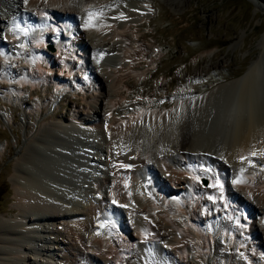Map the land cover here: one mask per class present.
Here are the masks:
<instances>
[{
    "label": "bare ground",
    "instance_id": "obj_1",
    "mask_svg": "<svg viewBox=\"0 0 264 264\" xmlns=\"http://www.w3.org/2000/svg\"><path fill=\"white\" fill-rule=\"evenodd\" d=\"M149 2L151 1L0 0V9L6 10L5 14L0 13V70L4 74L3 78L9 80L6 71L7 61L17 62L16 60L20 59V55L27 50L25 42L29 36L34 38V47L40 48L38 53H34V49L31 48L32 56L35 58H28L26 62L30 64V67H32L33 61L36 62L42 73L51 72L52 68L43 59L47 58V54H44L40 49H43L46 44L48 32L54 34V32H50L49 28L56 32L61 28L58 27V23L51 27L48 16H52L57 21L61 20L63 24L64 20L68 18L71 26L68 27L70 29L66 34L69 35L73 30L72 26H75L74 39L66 35L64 38L62 32L63 39L56 40L54 43L58 52H65L66 57L72 56L78 60L81 58L78 55V50L75 49L76 46L89 52L88 56H86V51L83 52L84 72L89 71L92 77L99 81L103 92L97 96L96 105L90 102L88 113L105 122L104 125L100 121L98 126H93L95 129H92V132L96 131L102 139L108 140L109 150L112 149V152L110 150L111 157L113 159L118 157L120 162L119 165L111 168L115 177L111 178L109 169L106 171V180H112V192L116 200L118 203L125 204L126 212L135 221L136 232L129 231V235L135 240L134 243H136V239L144 240L146 230L143 228H146L148 231H152L157 239L165 237L172 241L171 244L168 243V247H163V252L170 260L169 263H165L164 257L161 260L157 254L160 247L149 246L146 243L140 244L138 249L123 245V249L131 255V258L124 260L128 264H184L179 254L184 258L187 257L189 244L198 246V243L184 241L185 239L180 240L175 230H180L185 235H190L191 231L180 224L181 222L174 215L177 213L182 216L183 213H188L192 209L194 216H189L187 221L194 227L199 226L202 221V216H199L197 212L199 207L205 206L209 209L212 203L216 204V201L220 200V197H224L230 206L232 198L239 197L240 192L246 196L237 200L241 207L248 208L247 214L244 215L251 218H256L259 215L263 219L261 231L255 227L256 222H253L251 229L255 228V233H253L250 245L259 254L262 252L264 255V239L261 238V234L264 237V181L259 182L262 177L264 178V55L253 61L247 72L238 80L221 87L222 90L210 93L191 103L173 105L164 112L155 109L166 107L165 102H143L140 110L132 111L120 122L113 116L124 112L125 100L133 95L131 73L145 65V58L140 56L143 46L137 44L140 36L134 37L130 31L135 27L139 30L143 26L142 23H135L149 14L145 8ZM4 18L10 22L21 19L24 21L23 24L27 19L31 25L39 27L28 33L22 32L25 34L18 37L17 25L6 24ZM41 23H44L42 27H40ZM4 24L6 27H3ZM147 35V33H143L141 37ZM261 45H264V40ZM91 52L94 53L95 60L98 61V64H95L98 65V71L90 60ZM114 53L121 56L123 60L122 64L117 67H112L105 62L107 56ZM62 62L66 73L71 75L72 66L64 59ZM45 63L49 67L47 70L44 69ZM67 77L69 78V76ZM27 82L29 81L26 77L20 81L23 87L27 86ZM30 83L33 87L31 93H37V89L34 88L35 83L32 81ZM120 84L125 88L120 87ZM107 88L108 93L106 92ZM110 93L112 96L121 98H109ZM74 103L80 104L79 98ZM216 107L219 109L215 112L214 108ZM101 109L104 110L102 115H100ZM94 117L79 116V120L81 123L89 124L94 122ZM185 119L186 121L189 119V122H186ZM190 119L195 121L190 122ZM52 126L42 124L35 126L34 133L36 135L33 138L29 137L32 142L22 152L18 165L14 168L15 172L11 179L16 209L19 213L18 218L12 221L0 219V264H26L23 262L24 260L28 262L32 260H30L31 256L26 257L25 249L30 247L35 255L41 254V252L50 253L57 248L56 245L59 246V250L64 243L71 244L69 237L75 241L76 247L73 245L69 247L70 251L74 250L75 253L71 258L69 257L70 251H68L69 254L62 251L60 259L64 264H109V262L115 261L119 255V250L115 247L116 241H120L115 237H110L109 224L105 225L102 234H96L94 220L98 216H106L104 209L108 211L107 213H111L110 216H113L116 207L112 203H108V200L106 202V195L103 196L102 202H99L100 204L96 206V209L94 208V211L91 210L93 208L78 202L76 194L79 191L75 188L71 189L70 186L75 185L76 170L79 169V166L86 164V161H80L75 148L79 147L82 151L87 150L88 147L85 145L88 144L82 143L85 140L80 137L82 133L80 127L75 125L63 127L58 124ZM52 129L63 133L62 141L47 138ZM68 132L71 133V136L76 134L81 138L78 144L75 142L77 139L73 140L72 137L71 139L65 136ZM85 133L91 134V131L85 130ZM174 138H176L175 144L173 143ZM164 140L171 142L164 144ZM152 141L155 148L147 151L145 147ZM47 143L52 145L49 146V149L52 150V159L54 160H47L48 163L44 166V170L42 168V171L41 167H38L37 160L39 158L34 151ZM96 146L101 150L100 142H96ZM132 147H138L139 151L145 153V157L139 160L134 156L135 154L131 153ZM146 152H148L147 155ZM173 152H177V155L182 158V160L176 159L178 164L186 163V170L173 168L169 165L167 161L171 159L174 162L175 159V156L169 155ZM152 153L165 175L168 176V180L171 181V184H168L164 176L159 173L155 175V188L163 195H169L170 198L166 199V203L163 205L155 196L156 194L146 197L142 192L143 176L141 172L143 171L138 169L136 172H131L125 164L127 161H132L135 166L140 165L142 169L154 171V162L148 157ZM196 160L201 164L202 162L206 163L205 168L203 165L202 167L190 166V162ZM61 161L66 165L62 166L63 168L60 167ZM81 162L83 163L81 164ZM129 177L131 178L128 179ZM229 177L234 179L232 184ZM216 178L220 179L223 185L221 190L203 187L204 181L210 180L214 183ZM151 186L154 191L153 183ZM75 187L78 185L76 184ZM181 189L184 192H181ZM197 200L199 202H196ZM211 212L210 226L213 227V223L217 222L220 217L219 211L212 210ZM76 215H84V217H75ZM144 215L147 218H144ZM110 216L108 215V217ZM66 218L69 221H60ZM39 222L43 223L38 224ZM119 223L123 230L128 231L129 226L125 219L119 220ZM197 229L198 234L206 238V242L217 244L215 234L206 237L200 228ZM171 230L174 236L169 238ZM224 232H228L226 228ZM228 234L236 236L233 232H228ZM229 235H227L228 241L232 239V236ZM190 236L192 239L195 238L194 234ZM35 240H41L42 243L49 242L51 245H38ZM78 244L81 246L78 247ZM88 249H92L94 253H90L87 251ZM240 250L248 251L243 243ZM256 256H253L255 260ZM253 257L250 256V253L247 254L248 259L253 260ZM33 262L50 264L46 260H33Z\"/></svg>",
    "mask_w": 264,
    "mask_h": 264
},
{
    "label": "rangeland",
    "instance_id": "obj_2",
    "mask_svg": "<svg viewBox=\"0 0 264 264\" xmlns=\"http://www.w3.org/2000/svg\"><path fill=\"white\" fill-rule=\"evenodd\" d=\"M150 1L151 2L145 7L149 14L144 19L136 21L135 23H142L143 26L141 29L138 30L135 27L130 31L132 36H140V40L137 44L143 46L140 56L145 58V65L131 73L133 95L125 100V103L123 104L124 107L122 106L124 112L114 114L113 116L114 118L119 119L120 122L122 119L129 116L132 111L140 110L141 103L143 102H165L166 107H157L155 109L164 112L173 105L185 102L191 103L194 100L204 98L210 93L222 90L221 87L238 80L247 72L249 65L253 61L258 60L260 56L264 55V45H261L262 40H264V0ZM0 13L5 14L6 10H4V8L0 9ZM4 19L6 24L10 23V20H7L6 18ZM54 19L55 18L52 16H48L49 25L52 27L58 23V27L61 28V20L55 22ZM26 22L23 24L24 27L17 25L18 30L16 31L18 37L30 31H34V28L38 29L39 27L37 25L34 27L29 21H27V19ZM6 24H4L3 27H6ZM27 25H30L29 29L24 30ZM41 25H43V23L40 24V27ZM72 27V31L75 32V26ZM49 30H51L50 32H54V34L48 32L49 35H47L46 44L43 49H40V51L47 54V58L43 59L46 60L48 66L52 68L51 72L45 71L42 73V71L38 69L36 62L33 61L32 67L26 62L28 58H35L32 56L31 48L34 49V53H38L40 48L34 47V38H30V36L25 42V44H27V50L20 55V59L16 60L17 62H12L11 60L7 61L6 71L9 80L3 78L4 74L2 73V70H0V219L12 221L13 219L18 218L19 212L16 209V199L14 197V188L11 178L13 177L15 172L14 168L18 165L22 152L25 148L30 146V143L32 142L29 137L31 136L33 138L36 135L34 133L35 126L38 124L51 127H53L52 125L57 124L63 127L65 125H75L82 130L80 137H83V140L86 142H90H82L88 144L87 146L85 145V147H88L86 148L87 150L82 151L79 147L78 149L75 148L80 161L85 160L86 164L79 166V169L77 170L75 169L77 171L74 175L76 177L75 185L77 184L79 189L78 187H75V185H71L70 187L71 189L75 188V190L79 191V193L76 194L78 202L82 205L89 206V208H93L91 209L93 211L96 209V206L102 202L103 196L105 195L107 198L106 202L108 200V203H112L116 207L113 216H110L111 213H107V210V212H105L107 217L108 215L110 216L108 217L109 222L107 221V224L110 225V237H115L120 241H116L117 245L115 247L119 250V255L115 261H111L109 264H128L124 259L131 258V255L123 249V245L133 246L138 249L139 245L144 243L149 244V246L160 247L158 248L159 255L164 257L163 260L166 261L165 263H169L170 260L163 252V247H168V243L170 242L171 244L172 242L171 240H167L165 237L157 239L152 231L143 228L146 230L144 233L145 239L140 240L134 238L136 239V243H134L135 240L131 238L129 231L133 233L136 232V226L134 225L135 221L132 220V217L126 212L125 204L118 203L116 200V197L112 192V180H106V171L109 169L111 178L115 177L116 175L111 171V168L116 167L120 162L118 157H116V159L111 157L112 149H110V152L107 144L108 140L102 139L96 131L95 133L92 132V129H95L93 126H98L100 121L103 122V125L105 124L101 118L98 120L97 117H94V115L91 116V114L88 113L90 109L89 105L91 103L96 105L95 100L103 90H101L99 81L95 80L89 72L86 71L89 74L88 76L84 74L86 72H84L85 62L83 52L86 50L79 46L75 47V49L78 50V55L81 57L79 60L72 56L66 57L65 52H58L56 44L54 43L56 40L61 41L63 37H54L56 30L50 28ZM22 32L25 33L22 34ZM56 33L61 32L59 30ZM63 33L64 38L65 35L69 36L66 34L65 30ZM143 33H147L148 35L141 37ZM72 38L74 39V35L71 39ZM88 54L89 52L86 51V56H88ZM62 59L66 60V62L72 66L74 73L72 72L71 75L66 73L67 71L65 70L66 68L63 67ZM90 60L94 65L98 64V61L95 60V55L92 52ZM105 62L112 67H117L122 64L123 60L121 56L114 53L107 56ZM48 66L45 63L44 69L47 70L49 68ZM97 66L98 65H95L96 71L99 70ZM67 76H69V78ZM24 77L29 81L27 82L26 87H23L20 83L21 79ZM30 81L35 83L34 88L37 89V93L35 94L31 93L33 87ZM120 87L123 88L124 86L120 84ZM107 91L108 88L106 92ZM111 94L112 93H110L109 98H121L119 96H112ZM77 98H79L80 104L74 103ZM43 104L46 105L44 106ZM214 109L216 112L219 108L216 107ZM58 111H60V114H58ZM103 113L104 110L101 109L100 115ZM79 116L86 118L94 117V120L92 119L94 122L89 124L81 123ZM192 120L193 119H190V122H192ZM186 122H189V119ZM85 130L91 131V134L85 133ZM51 132L48 133L50 135L49 137L47 136L48 139L52 138V140L59 139L62 141L61 134L63 133H59L54 129H52ZM68 133L65 134V136L72 137L73 140L77 139L75 142L78 144L81 138L76 134H74V136L77 137H74L71 136V133ZM96 142L102 144V147H104H101L102 151L97 148ZM170 142L171 141L169 140H164L163 143L169 144ZM173 143H176V138L173 139ZM47 144L42 147L39 146L34 151L39 158L37 163L38 167H41V170L42 168L44 170V166L49 160H54L52 159V150L49 149V146L51 147L52 145ZM145 148L147 151L154 149L153 141ZM131 150V153L135 154L134 156L139 160L145 157V153H142L141 150L139 151L138 147H132ZM147 154L148 152H146V155ZM169 155H173V157L175 156L174 162L171 159L167 161L171 167L175 168L176 166L181 165L177 163L178 160H182V158L177 155V152H173ZM93 157L95 158L94 160L92 159ZM148 157L154 162L153 165L155 169L154 171H150L152 173V178L150 183L151 194L149 197L156 194L155 196L163 205L166 203V199L170 198L169 195L166 194L165 196L161 191L155 188V175L159 173L164 176L168 184H171V181L168 180V176L165 175L164 170L154 158L153 153L149 154ZM63 163L64 162L61 161V168L66 166ZM82 163L83 162H81V164ZM127 167L131 172H136L138 169H141L143 172L148 171L147 169H142L140 165L135 166L133 164L132 166L127 165ZM177 168L186 170V163ZM130 178L131 177L128 179ZM231 178L232 177H230L229 181L232 184V180L234 179ZM262 180L264 181L263 177L259 182H262ZM152 183L154 191L152 190ZM203 187H211L221 190L223 185L221 184L220 179L216 178L214 183L210 180L204 181ZM181 190V192H184L183 189ZM240 197L243 198L246 196L240 192L239 197H236V199L232 198L230 206L227 204L224 197H220V200L216 201V204L212 203L209 209L205 206H201L199 207V210H197L199 216H202V221L201 224L199 226L196 225V227L200 228L206 237L210 236V234L218 236L216 239V245L215 243L211 244L206 242V238L203 236L201 237L198 234V229L188 223V217L194 216L192 209L189 210L188 213H183L182 216H179L174 212V216L179 222H181L180 224L184 225L187 229L189 228L191 234H194L195 237L192 239L190 236L191 234L185 235V233L180 232V230H175L180 240L185 239L184 241L188 240V242L195 241L198 243V246L195 244H189L187 257L184 258L179 254L182 263L244 264L245 262V264H264L263 253L261 252L262 254H259L257 250L251 248L250 245L253 233H255V228L251 229V226L255 221V227L261 231L263 219L259 217V215H257L256 218H251L250 216L247 217L246 215L241 214V211L245 206L241 207L239 205L237 200ZM198 200L196 202H199ZM212 210L219 211V220L225 221V224H221L216 230L210 226ZM81 216L84 217V215H76L75 217L82 218ZM143 217L147 218L146 215ZM121 219L127 221L129 226L128 231L123 230L120 226L119 220ZM60 221L66 222L69 220L66 218L65 220L63 219ZM41 223L43 222H39L38 224ZM225 228L228 232L236 234L235 237L231 234L232 239L230 241H228L227 236H225L228 233L224 232ZM173 236L174 234L171 230L169 238H172ZM261 238L264 239L262 234ZM69 239L71 244L64 243L59 250V246L56 245L57 248L54 249L53 252H41L42 255H35L30 247L25 249L26 257L31 256L30 260L32 261L28 262L27 260H24L23 262L26 264H37V262L35 263L33 260H46L50 264H64L60 259L61 252L63 251V253L69 254V247H72L71 245L76 247L75 241L71 237H69ZM35 243L38 245H51L49 242L42 243L41 240H35ZM242 243L246 246L248 251L245 250V252H243L240 250ZM78 245V247L81 246L80 244ZM87 251L94 253L92 249H88ZM74 253L75 251L71 250L69 257L72 258ZM249 253L252 257L257 255L256 260L254 257L253 260L248 259L247 254Z\"/></svg>",
    "mask_w": 264,
    "mask_h": 264
}]
</instances>
